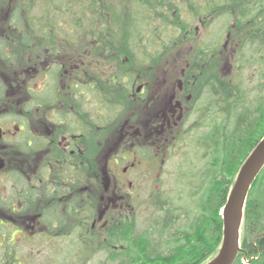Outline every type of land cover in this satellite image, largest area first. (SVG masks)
<instances>
[{"label": "flooded vegetation", "instance_id": "1", "mask_svg": "<svg viewBox=\"0 0 264 264\" xmlns=\"http://www.w3.org/2000/svg\"><path fill=\"white\" fill-rule=\"evenodd\" d=\"M16 1L8 0L5 10L9 15ZM39 31L33 30L38 38L24 61L26 69L22 68L16 78L4 79V90L0 74V118H10L7 122L0 120V264H34L36 259L41 261L39 264H49L64 260L67 254L91 259L90 251L107 244L111 229L126 223L124 218L130 217L129 212L134 213L130 196L134 197L135 188L148 174L142 166L147 160L145 142L153 150L169 133L188 132L190 118L196 113L193 103L204 89L200 71L193 65L173 82V78L168 82L161 78L151 83L141 80L134 95H129V89L123 95L141 98L145 94L146 99L137 102L143 111L141 116L136 121L122 118L120 124L113 123L110 98L103 90L107 78L115 74L114 65L107 70L93 59L96 51L106 46L96 36L90 46L75 39L69 47L90 52L71 55L65 53V30ZM61 31L63 35L58 33ZM44 35L46 43L40 45L44 39L39 38ZM51 35L62 39L49 44ZM18 36L21 34L17 29L0 28V50L8 54L16 51L19 46L12 37ZM91 64L97 68L95 74L101 72L104 84L94 78ZM59 67V77L54 76L51 69ZM117 74L123 83L113 77L112 83L117 87L126 85L128 73L121 70ZM6 96L21 108L3 110ZM145 108L153 111L150 119L145 120ZM5 183L11 188H4ZM68 211L73 215L67 216ZM89 212L92 215L85 216ZM70 227L83 239L87 250L84 254L82 243L69 232ZM51 239L64 240L63 249L51 246L53 258H49ZM23 244L29 247L25 254L20 251ZM34 244L41 245L37 256Z\"/></svg>", "mask_w": 264, "mask_h": 264}, {"label": "rangeland", "instance_id": "2", "mask_svg": "<svg viewBox=\"0 0 264 264\" xmlns=\"http://www.w3.org/2000/svg\"><path fill=\"white\" fill-rule=\"evenodd\" d=\"M80 2L78 5L73 0H38L34 9L30 8V27L33 29L28 32L34 34L33 30L63 29L65 30L64 39L71 42L77 39L80 44L84 42L83 46H90L85 41L86 39H83L84 31L94 33L99 28L111 27L117 32L124 29L130 32V47L136 59L129 62L126 58L121 61L124 66L122 70L129 73L128 83L118 86L119 88L116 84L113 86V98L116 100L119 98V102L116 100L110 102L113 123L120 124L122 118H131L136 121V118L141 116L143 111L141 107H137V102H143L146 99L145 94L141 98L123 96L128 94L127 89L130 90L129 95H134L141 80L151 83L154 78H161L162 82H168L173 78V82L192 65L200 71L204 89L200 91L201 97L193 103L196 113L193 112L190 118L189 131L184 134L179 130L174 134L169 133L170 136L161 139L158 147L156 149L153 147V150L151 145L145 142L144 153L147 160L142 166L148 174L143 181L139 182L137 186L139 192L136 187L134 197L130 196L134 213L129 212L130 217L124 218L126 223L122 224L132 226L129 229L132 232L130 237L135 244H149L148 247L152 252L162 255L176 251V261L188 260L193 241L186 237V232L188 223L195 213L194 208L201 209L202 199L206 192L205 180L208 176L204 174L207 172L208 161L211 159L209 154L215 147L216 137H213V133L220 125L225 126L224 123L228 121L231 108V103L226 99L231 95L225 86L232 84L244 88L245 107L255 108L259 99L264 100L262 99L264 98V68L261 66L264 46L247 36V32L264 24L261 16L264 0H180L175 7L178 9V23L185 27L184 32L178 28L163 29V23L156 16L157 9H152L153 3L141 2V5L135 0L134 3L139 5L132 6L126 16H129L131 21H127L126 17L121 20L125 15L112 10L117 5L123 12L122 0L107 1L106 4L109 3L110 7L104 10L98 18L90 12L93 9V0H80ZM7 3L8 0H1L3 8H1L0 28L15 31V28L10 25L9 10H5L8 7ZM49 3H53L52 11L44 18L41 12ZM81 5L85 7L83 11ZM78 7L81 10L72 18V11L74 8L77 10ZM173 7L174 4H171L170 8L173 9ZM57 8L59 10L56 13L54 10ZM69 9L72 10L71 13ZM162 10L169 14L168 7L162 6ZM100 19L105 20L99 23ZM44 23L47 24L45 28H43ZM79 29L82 30L81 33L77 32ZM188 31L192 33L186 36ZM58 33L63 35V31ZM12 39L16 40V37ZM39 39H44L43 43H46L45 35ZM61 39L62 36L51 35L49 44ZM68 48L70 49L68 54L71 55H77L78 52L83 51H78L83 48L73 49V46ZM30 51L31 49H28L29 53ZM21 53L22 51H17L19 61L15 54L8 53H5L8 56L6 61L2 58L0 60L3 90L7 85L4 79L10 76L16 78L22 72V68L26 69V63L20 58ZM100 66L103 67V64ZM90 69H92L90 70L92 74H95L96 66L91 64ZM51 70L54 76L58 77L62 71L60 67ZM123 88H125L124 91ZM7 99L6 96L4 100ZM13 102V99H8L2 104V109L11 112L21 108ZM152 112L145 108V120L150 119ZM0 120L7 122L10 118L1 117ZM21 142L18 145L24 150ZM4 188L8 189L11 186L5 183ZM165 204L171 208V212H166L168 209ZM15 236L19 237L18 233ZM68 237L69 233L66 234L65 239ZM50 244L49 258L54 257L51 246L64 248L63 239H51ZM28 248L23 244L20 251L25 254ZM40 248L41 245H33L35 256L41 252ZM38 255L45 256L43 253ZM39 263L41 261L38 259L34 261V264ZM106 263L105 254L98 252L91 256L87 264Z\"/></svg>", "mask_w": 264, "mask_h": 264}, {"label": "trees", "instance_id": "3", "mask_svg": "<svg viewBox=\"0 0 264 264\" xmlns=\"http://www.w3.org/2000/svg\"><path fill=\"white\" fill-rule=\"evenodd\" d=\"M37 1L38 0H17L14 10L10 14V25L21 34V36L16 37V44L19 46L18 49H20V47L22 49L20 58L23 61L27 58V54L29 53L28 49H30L31 45H34L36 42L34 40L38 38L36 33L32 34L28 32L33 29L30 27V8L32 7L34 9ZM107 1L110 0H93V9L90 12L94 17L98 18L104 10L110 7L109 3L106 4ZM113 1L118 2L120 0ZM126 1L127 3H124ZM137 1L138 3L154 4L152 9H157V11H155L157 12L156 16L163 23V29L178 28L183 32L185 31V27L180 25L177 20L179 16L177 13L178 9L175 5L176 3L178 5L180 0ZM73 2L78 5L81 3L80 0H73ZM134 2L135 0H122L123 12L120 11L117 5H115L113 9L111 7V9L123 16L125 15L121 19L124 20L129 14L132 6L139 5ZM171 4H174L173 9L170 8ZM0 5L2 6L1 0ZM51 5H53V3L44 6V10L41 12L44 18H46L48 14L50 15V11H52ZM162 6L168 7L169 14H167L165 10L163 12ZM81 9L83 11L85 7L82 6ZM81 9L79 7L77 10L74 8L73 11L69 9V13L72 11V18H74ZM58 10L59 8L54 11L57 13ZM262 11L261 16L264 19V9ZM66 13L69 14L68 12ZM128 17H126L127 21H131L130 17ZM102 20L105 19H100L99 23ZM45 23L43 28L47 27ZM95 36L98 38L101 45H105L106 48L97 50L93 59L99 64H103V68L110 69V67L114 65L115 69V74L107 78L109 82L105 84L106 86L103 90V92H107L108 98H110L108 102L110 103L111 100H116L113 98L112 94L114 93V84L112 82H115L114 80L111 81L112 77L116 79L118 83H123L121 75L117 76V72H121L124 68L121 61L127 58L130 62L133 59L135 60L136 57L134 56V51L131 50L130 47V32L128 30L124 29L123 31L117 32V30H113L111 27H106L99 28L97 31H94V33H90L89 31L83 32V39H86L85 41H87V44H91V40ZM247 36L249 39L256 38L260 44H264V24L261 27L259 26L256 32H247ZM39 44L44 45V43ZM64 44L65 53H68L70 51L68 48L69 45H73L74 43L65 39ZM3 45H6L5 38H3ZM81 45H84V42H82ZM18 49L16 51L12 50V54L20 51ZM78 51L90 52L89 49H81ZM0 58L5 61L7 60L4 49L0 50ZM17 60L19 61L18 56ZM261 61V66L264 68V54ZM100 74L101 72L96 73L94 78H97L98 83L101 85L104 84V82ZM226 85L225 88H227L231 96L225 97L227 101L231 103V108L228 113V121L224 123L225 126H223V124L220 125L213 133V137H216V140H214L215 147L209 154L211 159L208 161L207 172L204 174L208 176L205 180L206 192L204 194V199H202L201 209L198 207L194 208L195 213L188 223L189 226L187 228L188 233L186 232V237L193 241V245L191 246L192 249L190 250V258L188 260L181 259L176 261V251L171 254L163 253L162 255L152 252L148 247L149 244L146 245L141 243L137 245L130 237L132 232L129 229H131L132 226L128 227L124 225L114 226L111 229V234L108 236V243L99 244L97 250L90 251L91 255L98 254V252L104 253L107 261L106 264H206L214 257L218 251L222 236V221L219 212L234 182L235 172L238 171L244 159L264 136V100L259 99L255 108L245 107L244 103H246V100L244 99V88L242 86L236 87V85L232 84ZM166 206L168 209L166 212H171V208L168 205ZM68 212V215H73V213ZM90 215H92L90 212L85 214L87 217ZM55 231L56 229H50V232ZM69 232L76 234L82 243V253L84 254L87 250H85L83 239L74 232V228L70 227ZM110 246H115L116 249L110 250ZM242 257L247 258L249 261L247 264H264V169L254 182L246 201L241 230L240 251L234 264H246L242 262ZM90 260L89 258L67 254L64 260L58 262L54 261L53 263L50 262L49 264H87Z\"/></svg>", "mask_w": 264, "mask_h": 264}, {"label": "water", "instance_id": "4", "mask_svg": "<svg viewBox=\"0 0 264 264\" xmlns=\"http://www.w3.org/2000/svg\"><path fill=\"white\" fill-rule=\"evenodd\" d=\"M264 168V136L242 163L221 208L222 240L215 257L206 264H234L240 245L245 202L256 178Z\"/></svg>", "mask_w": 264, "mask_h": 264}]
</instances>
